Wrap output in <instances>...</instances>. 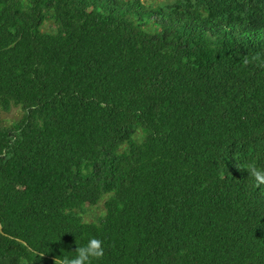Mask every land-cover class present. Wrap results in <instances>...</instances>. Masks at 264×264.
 I'll list each match as a JSON object with an SVG mask.
<instances>
[{
	"label": "trees",
	"instance_id": "obj_1",
	"mask_svg": "<svg viewBox=\"0 0 264 264\" xmlns=\"http://www.w3.org/2000/svg\"><path fill=\"white\" fill-rule=\"evenodd\" d=\"M11 105L0 264H264V0H0Z\"/></svg>",
	"mask_w": 264,
	"mask_h": 264
},
{
	"label": "clouds",
	"instance_id": "obj_2",
	"mask_svg": "<svg viewBox=\"0 0 264 264\" xmlns=\"http://www.w3.org/2000/svg\"><path fill=\"white\" fill-rule=\"evenodd\" d=\"M74 251L58 256L55 264H99L105 255L104 242L96 236L83 238Z\"/></svg>",
	"mask_w": 264,
	"mask_h": 264
},
{
	"label": "rangeland",
	"instance_id": "obj_3",
	"mask_svg": "<svg viewBox=\"0 0 264 264\" xmlns=\"http://www.w3.org/2000/svg\"><path fill=\"white\" fill-rule=\"evenodd\" d=\"M24 112L20 106L11 105L8 111L0 110V126H10L14 122L20 120ZM140 132L136 134V138L140 139ZM105 213L103 199L96 205H85L83 218L87 222L97 221Z\"/></svg>",
	"mask_w": 264,
	"mask_h": 264
},
{
	"label": "water",
	"instance_id": "obj_4",
	"mask_svg": "<svg viewBox=\"0 0 264 264\" xmlns=\"http://www.w3.org/2000/svg\"><path fill=\"white\" fill-rule=\"evenodd\" d=\"M0 229H1V224H0Z\"/></svg>",
	"mask_w": 264,
	"mask_h": 264
}]
</instances>
